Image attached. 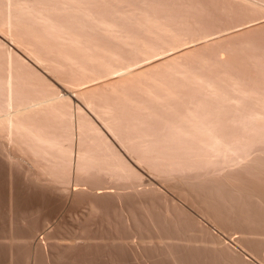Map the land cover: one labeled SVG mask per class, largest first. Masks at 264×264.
Returning <instances> with one entry per match:
<instances>
[{
  "label": "rangeland",
  "instance_id": "rangeland-1",
  "mask_svg": "<svg viewBox=\"0 0 264 264\" xmlns=\"http://www.w3.org/2000/svg\"><path fill=\"white\" fill-rule=\"evenodd\" d=\"M23 1L30 52L0 40L99 133L50 118L54 179L0 151V264H264V0Z\"/></svg>",
  "mask_w": 264,
  "mask_h": 264
},
{
  "label": "bare ground",
  "instance_id": "bare-ground-1",
  "mask_svg": "<svg viewBox=\"0 0 264 264\" xmlns=\"http://www.w3.org/2000/svg\"><path fill=\"white\" fill-rule=\"evenodd\" d=\"M5 2L7 14L4 16V21L0 19L3 23V27L5 28L3 33L8 40L14 43L17 47L26 50V53L28 51V44H25L26 42L24 43L25 36L24 32H22L24 27L21 22L30 12L28 10V3L23 0H5ZM15 11H19L22 17L17 18ZM16 27H18V30ZM23 45L24 48H22ZM25 46L27 49H25ZM34 53L35 52L32 54ZM34 56L35 57L33 58L35 59V62L37 61V63L43 67L46 66L44 64V60L40 57L38 58V55L36 56L34 54ZM45 69L48 68L45 67ZM38 71L36 70V66L31 64L30 61L26 60L21 54H19L14 47L0 40V151L12 165L14 161L16 163V159L22 157V154L20 155V153L19 157H17L18 151L21 153L23 152L19 149L22 147L21 149H23L24 153H26L27 147H24V145L28 146V149L30 148L31 153L33 154L31 155V159H29L32 163L31 165L33 169L35 170V172L32 171L33 173L31 175H36L38 178L43 173L48 171L47 174L54 179L59 172L66 175V169L60 164L62 161L60 162V159L56 155H51V159H41V151H44L45 147L47 149L43 153L49 154L48 148L56 146V141L52 140L48 136V132L52 129L50 118L55 116L62 117L65 120L66 128L68 130L78 132V139H80V141H82V138L85 135L93 132L99 133V131L96 129L94 124L86 118L82 109V111H76V109L73 110L71 106H67L63 101V96L59 94L58 90H56L53 85L43 79ZM102 95L103 94H89L88 97H85L84 95L85 103L89 108L96 112L94 110V103L98 101ZM96 115L103 122L109 132L118 138L120 143L126 147L125 143L122 142V138L118 135L119 133L116 131L114 123L111 120L112 118H110L107 113L104 115L96 113ZM198 128L200 130L204 129L206 132L214 131V128L211 126L201 127L200 123ZM211 138L216 140V135L212 134ZM15 144H18L21 147L19 148L17 145L18 151H14L17 148L15 147V149L11 152L12 146ZM64 152H66V160L69 162L68 167L71 169L70 165L74 160V150L69 149ZM112 157L118 159H114L116 162L120 161L118 156L113 154ZM22 160L18 159L17 162H22ZM43 160L49 164L44 166L45 162ZM90 160L91 157L88 152L83 150L81 145L78 146V149L75 151L77 179H80L83 172H85L83 164L89 162ZM48 168H50V170H47ZM44 170L46 171L41 174ZM95 214L96 208L91 205L90 215ZM43 234H45V232H43ZM39 242L38 244L40 247L43 245L42 243L44 242V239L42 238Z\"/></svg>",
  "mask_w": 264,
  "mask_h": 264
}]
</instances>
